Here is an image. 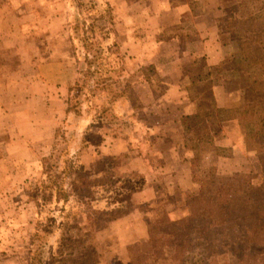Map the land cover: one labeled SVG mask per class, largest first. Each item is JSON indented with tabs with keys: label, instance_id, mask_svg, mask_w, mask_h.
<instances>
[{
	"label": "rangeland",
	"instance_id": "374dc122",
	"mask_svg": "<svg viewBox=\"0 0 264 264\" xmlns=\"http://www.w3.org/2000/svg\"><path fill=\"white\" fill-rule=\"evenodd\" d=\"M124 1L100 0L99 3L110 10L113 32L109 35V40L100 33L95 34L94 39L96 43L115 44V53L110 54V59L117 69V72L111 75L115 81L113 85L108 84L104 88L100 87L103 86L102 83L96 84L99 87L91 83L93 78L88 80L85 76L86 64L83 55L79 49L75 52L77 39L74 38L76 34L73 27L82 10L81 6L78 11L75 8L78 5H73L71 0H0V35H5L10 27L15 26L20 27L27 38L26 59L23 60L12 52L11 60L17 64L18 70L10 78L1 77L0 83L4 85L8 82L11 85V93L6 98H9L7 103L14 109L12 112H15V115H12L17 120L25 119V116L26 119L32 117V122L35 123L34 138L30 141L16 142L15 139L22 136L21 126H18L17 134L11 132L8 127L0 130L1 157L6 160L0 166L3 168L0 175L2 194H9L13 189L16 192L12 193L18 198V203L7 205L10 210L8 220L11 224L10 233L5 235L9 241L14 239L13 245L10 246L16 264H31L32 249L40 252L46 264H58L56 259L63 256L57 255L59 250L64 252L62 249L66 244L74 248L73 238L78 237L77 232L73 231L70 236H66V244L61 245L62 248H59L62 242L61 231L47 235V224L52 218L57 220V226L64 222L72 229L73 226H79L75 229L81 228V234L91 231L96 249L94 264L102 262L108 252L111 254L106 260L113 264H125L128 259H131L129 264H143L142 255L147 257V264H165L160 257H155V242L158 249L163 248L165 254L170 255L173 248L168 244L173 235L181 237L188 234L186 228L171 224L191 215L190 207L194 193L184 192L185 182H182V190L176 188L173 183L169 187V183L164 179L165 174L160 169L162 160L152 157L154 144L150 143L151 140L148 144L144 142L145 129L141 124L142 120L150 121L153 118L152 113L144 111L150 102L153 103L151 92L145 86L158 88L159 85V80L154 78L157 66L147 56L161 49L159 45L153 44V35L149 34V30H145L141 27L142 24L138 23L139 14H128L125 7L128 8L129 5L126 6ZM127 3L137 6L139 0H128ZM248 6L260 13L264 9V1L255 0ZM127 14L130 19H127ZM231 15V31H226L225 26V33L229 45L227 47L231 53H236V57L234 55V60L227 62L226 68H230L233 73L238 72L239 63L251 56L248 47L241 44L245 39H253V34H248L247 28L254 24L255 32H258L264 25V18L263 15H258V20L253 21L249 18V13H238L236 17ZM131 18L133 23L129 25ZM174 32L167 30L163 35L169 36ZM144 38H147L145 43L142 41ZM144 57H147V60ZM196 63L194 67L187 66L184 73L187 72L189 78L190 96L200 97L197 99L199 106L204 103L201 100L208 97V94H212L214 100L215 81L212 75L217 79V70L205 71L204 62ZM42 65L49 66V74L39 71ZM230 75L227 73V79H232ZM239 78L241 103L231 109H238L246 102H263L262 99L257 101L254 96L246 93L242 76L238 72ZM78 79L81 84L85 80L87 86H76ZM41 81L49 84L47 90L51 95L48 98L41 94ZM31 84H34V87L29 90ZM162 89L158 90L157 95L163 93ZM229 94L234 96V87ZM2 98L6 103V98ZM214 102V106L209 101L204 103L212 116L209 120L210 132L206 135L199 134L203 135L202 142L197 141L194 132L189 129L187 117L184 119L183 135L186 147L196 153L192 163L193 181L198 180L195 194H200L203 189L208 195L219 190L229 198L231 219L230 222L217 226H214L219 224L216 219L213 222L206 217L195 219L189 233H195L200 239H204V258L210 260V254H215L217 264H238L248 254H264V248L249 245L244 241L248 225L264 226V154L249 151L246 146L247 138L258 126L242 124L238 119L235 120H238L242 127L241 135L245 140L246 152L235 150L237 141H232L222 134L223 131L226 132L222 124L229 121L224 119L223 112L226 108H219L215 100ZM0 117L6 118L4 111L0 112ZM49 121L51 123H48ZM228 131L233 133L232 128ZM6 149L18 150V156L12 157L11 160L6 159ZM217 157L221 159L219 165L215 163ZM45 158H49L46 163ZM66 158L98 176L107 173L114 178L113 175L123 177L136 172L145 180V188L142 191L151 189L152 186L162 189L166 195L161 198L159 204L147 205L144 208L135 196L143 197L147 194H141L142 191L134 193L132 206L123 209L124 212L128 210V214L121 218L132 217L139 212L147 213L145 220L149 227L150 253L145 251V246L137 243L128 257L121 254L117 249L118 242L111 232L113 228H118L112 225L113 222L121 219L111 222L95 217L97 220L92 221L93 226L89 225L87 218L90 214L95 216L94 209L104 211L118 205L114 204L117 199L111 185H104L95 191L92 209L81 203L79 208H68L73 206L72 201L68 204L64 200L56 203L59 198L66 196L61 190L71 191V183L75 177L71 167L67 168V174L62 173L65 166L63 161ZM139 166L143 172H140ZM151 166L154 172H151ZM4 167L8 169L6 175ZM213 169H216L215 182L211 183L209 176L213 174ZM47 186L54 188L53 196L49 195L50 189ZM184 193V197L180 196ZM52 197L58 199H53L52 204H47V200ZM49 209L52 211L49 212ZM200 214L203 216L204 212L200 211ZM133 218V221H136L135 217Z\"/></svg>",
	"mask_w": 264,
	"mask_h": 264
},
{
	"label": "crops",
	"instance_id": "0c3cea01",
	"mask_svg": "<svg viewBox=\"0 0 264 264\" xmlns=\"http://www.w3.org/2000/svg\"><path fill=\"white\" fill-rule=\"evenodd\" d=\"M253 1L255 0H139L137 6L128 4V0L127 2L124 1L126 6L129 5L128 8L125 7L128 14L129 12L139 14L140 20L138 23H141V27L145 30H149V34L153 35V44L159 45L161 49L159 52L147 56L157 66V74L154 75V78L159 80V85L158 88L145 86L151 92L153 103L150 102L144 111L152 113L153 118L150 121L142 120L141 124L145 129V132L143 129L144 135H146H143L144 142L148 144L151 140L150 143L154 144L151 151L152 157L162 160L163 165L160 166V169L164 172V179L169 183V187L173 183L176 188L182 190V182H185L186 190L184 192L190 191L194 193V196L197 195L195 190L198 185L193 181L192 172L193 158L196 153L186 147L183 127L185 126V117L194 115L197 112L199 101L197 99H200V97L190 96L189 78L184 70L187 66H196L197 61L205 63V71L206 69L209 71L217 70L215 72L217 79L212 75L213 81H215L213 87L214 100L219 108L231 109L238 107L241 103V81L240 78L238 79V72L232 73L230 68H226L227 62L231 59L233 61L236 53H231L227 47L225 22L230 16L233 17L231 14L234 11L231 13L229 10L242 4H244L243 7L234 12V17L238 13L241 15L242 13H249L251 20L257 19L258 15H263L264 18V9L259 13L255 12L254 9L251 10L250 7L252 6H248ZM128 14L127 19H130ZM231 17L229 19H232ZM132 23L133 19L129 25H132ZM167 30L175 32L172 35L164 36L163 33ZM142 41L143 43L147 42V38ZM167 49L172 50L166 51ZM236 49H239L238 45ZM12 52L19 58L26 59L27 38L20 27H10L5 35H0V78L3 76L10 78L18 70L17 64L11 60ZM147 57L144 58L147 60ZM49 70L48 65L39 67L41 73L49 74ZM227 73L231 74L232 79H227ZM41 84H43L41 94L43 97L48 98L51 95L47 90L49 84H45L44 81H41ZM33 87L34 84L29 85V90ZM232 87H234L233 97L229 94ZM159 89L163 90V93H160L161 95H157ZM10 93L11 85L8 82L4 85L0 83V112L4 111L6 114V118L0 117V130L8 127L11 132L17 134L19 133L18 126H21L20 135L22 136L16 138V142L19 140L30 141L34 138L35 123L32 122V117L26 119L25 116V119L20 120L15 118V112H12L11 104L7 103L9 98H6ZM223 93H225L224 96ZM2 96L6 98V103L3 102ZM48 123H51V121ZM222 127L226 131H223V136L229 137L232 141H237L235 150L237 149L241 153L246 152L240 122L238 120L224 121ZM231 128L233 133L228 131ZM26 153L28 154V151ZM15 156H18V150L6 149V159L11 160ZM2 158L0 151V166L6 162ZM220 160V157H217L215 163L219 165ZM139 169L140 172L144 171L141 166H139ZM4 171L6 175L8 169L4 167ZM2 172L3 168L0 167V175H2ZM151 172H154L152 166ZM9 184L12 185L10 180ZM11 190L16 192L13 189ZM12 191H9V194L6 192L2 194V183L0 181V240H2V242L0 241V264H16L10 246L13 245L14 239L9 241L5 236L6 233H10L11 224L8 220V211L10 210L7 205L18 203L17 195H14ZM143 193L147 195L143 197L135 196L142 208L147 207V205L159 204L161 198L166 195L157 186H152L151 189L141 192V194ZM182 195L184 197L185 193L180 194V196ZM146 214L139 212L132 217L113 222L112 225L118 228H113L114 230L111 231L112 236L116 238L118 242L117 249L121 254H124L123 256L128 257L129 253L132 254L133 246L137 243L145 246V251L150 253L148 252L150 238L148 222L145 220ZM133 217L136 221H133ZM110 254V252L105 254V259L97 264H113L110 260H106ZM130 261L131 259H128L125 264H129Z\"/></svg>",
	"mask_w": 264,
	"mask_h": 264
},
{
	"label": "trees",
	"instance_id": "16d2710c",
	"mask_svg": "<svg viewBox=\"0 0 264 264\" xmlns=\"http://www.w3.org/2000/svg\"><path fill=\"white\" fill-rule=\"evenodd\" d=\"M71 2L73 5H78L75 6L78 11L80 6L82 8L76 18L73 30L76 34L74 38L77 39V44L74 46L75 52H78V49L80 50L86 64L85 76L88 77V80L93 78V82L91 83H94L95 86L99 87V85L96 84L100 83L103 85L100 87L105 88L108 84L112 86L114 80L111 75L116 73L117 69L112 65L110 54L115 53L113 48V45L115 44L96 43L94 39V35L100 33L105 39L109 40V35L113 32L111 28L112 16L110 14V10L101 6L99 4L100 0H79V2L78 0H71ZM243 5L244 4L235 6L229 10V12H235L243 7ZM229 18H227L225 22L226 31H231V19ZM252 20L255 21V19ZM263 20L261 19L262 22ZM255 26L256 25L251 24V26L247 28V33L253 34V39L251 41L245 39L241 42L243 46L248 47L247 49L251 52V56L248 60L238 64V72L242 76L243 86L246 93L250 96H254L257 101L258 99L259 101L262 99L263 102H246L238 109L224 110L223 114L225 115V120L238 119L242 122V124L246 123L258 126L253 134L247 138L246 146L247 150L255 151L262 155L264 154V25L259 28L258 32H255ZM107 76H109L108 79L106 78ZM87 84L88 83L85 80L82 84L79 79L76 82V86L79 87L87 86ZM211 95L212 94H208V97H205L204 100L201 101L204 103L209 101L211 105L214 106L215 102ZM206 99L207 101H205ZM204 103H201L198 106L197 112L194 115L186 118L189 129L191 132H194L197 141H201L202 136L210 132L209 120L211 119L212 113L209 108L204 105ZM112 117L114 119L116 118L114 115H112ZM117 119L119 118L117 117ZM200 133L203 135L200 136ZM48 160L49 158H45L44 162L46 163ZM63 162L65 164L63 168L64 171L62 172L64 175L65 173H68L67 168L70 169L71 167L74 170L73 174L75 177L71 183V191L65 192V190H61L66 194V196L59 199L56 198L57 196L54 198L52 197L51 200H47V204H52L53 199H58L56 203L64 200L65 203L68 204L72 201L73 206H68V208H79L81 203L87 204L92 209L94 208L92 205L95 200V191L103 188L104 185H111V188H113L114 194L116 195L117 200L114 201V204L118 205L113 208L104 209V211L94 209L93 213L95 216L92 217L90 214V217L87 218L90 226H93L92 221L97 220L95 217H100L112 222L126 216L128 214V210L124 212L123 209L126 206H132V195L145 188L144 178L136 172L123 177L113 175L114 178H112V176L107 175V173H103L101 176L89 173L84 167L79 166V163L69 160L68 158H66ZM212 171L213 174L209 177L210 182L214 183V173H216V169H213ZM194 182L197 183L198 180H195ZM47 187L50 189L49 195L53 196L52 191L54 188L50 186ZM50 209L49 212L52 211ZM190 209L191 215L188 218L171 224L172 226L186 228L188 230V234L181 237L180 235H173V238L169 240L168 244L173 248L170 255L165 254V249H158L155 242V257H160L165 264H217L215 254H210V260H208L207 257L204 258L203 249L206 245L204 239H200V237H198L195 233H189V231L192 230L191 225H193V221L195 219H202L204 217L209 219L211 222L216 219L219 224L217 223L214 226L230 222L231 205L229 198L222 194L219 190L212 192L211 195H208L203 189V192L192 198ZM200 211L204 212L203 216L200 214ZM47 225V235L61 231L60 240L62 242L59 248H62L61 245L63 246L66 244V236L68 234L70 236L73 231L78 234V237L73 238L75 241V243L73 242L74 248H71L69 244H66L65 248L62 249L65 254L64 252H60V250L57 253V255H63L56 259L58 264H62L64 262L71 264H94L96 249L93 244L91 231L81 234V228H77L79 230L75 229L79 226H73L72 229L66 222L57 226V220L53 218ZM54 229H56V231H54ZM197 231L198 230H196V232ZM244 241L249 245L251 244L259 248H264V226L259 224L248 225ZM141 257L143 259L142 263L147 264V257H144L143 255ZM144 258L146 260H144ZM30 262L31 264H46L43 262L40 252L34 249L30 251ZM238 264H264V254H248L241 259Z\"/></svg>",
	"mask_w": 264,
	"mask_h": 264
}]
</instances>
